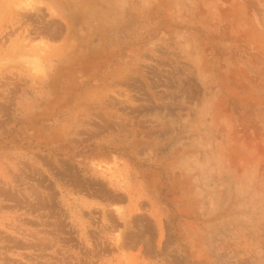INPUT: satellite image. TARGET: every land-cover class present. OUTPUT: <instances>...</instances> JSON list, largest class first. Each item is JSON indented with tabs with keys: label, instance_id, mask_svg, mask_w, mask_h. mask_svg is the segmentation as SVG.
Returning a JSON list of instances; mask_svg holds the SVG:
<instances>
[{
	"label": "rangeland",
	"instance_id": "rangeland-1",
	"mask_svg": "<svg viewBox=\"0 0 264 264\" xmlns=\"http://www.w3.org/2000/svg\"><path fill=\"white\" fill-rule=\"evenodd\" d=\"M0 264H264V0H0Z\"/></svg>",
	"mask_w": 264,
	"mask_h": 264
}]
</instances>
